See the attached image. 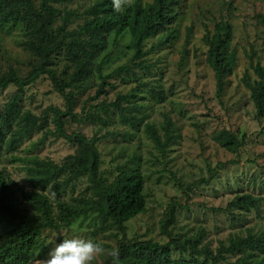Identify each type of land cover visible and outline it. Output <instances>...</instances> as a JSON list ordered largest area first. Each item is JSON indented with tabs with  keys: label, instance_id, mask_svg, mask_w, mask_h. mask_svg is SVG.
<instances>
[{
	"label": "rangeland",
	"instance_id": "1",
	"mask_svg": "<svg viewBox=\"0 0 264 264\" xmlns=\"http://www.w3.org/2000/svg\"><path fill=\"white\" fill-rule=\"evenodd\" d=\"M90 5L89 0L55 4L59 11H74L70 29L83 23L88 17L85 10ZM174 7L178 12L170 25L175 29L174 39L159 45L166 31L152 34L143 46L145 55L137 60L142 64L129 75L110 77L103 93L97 96L102 76L130 63L135 55L129 31L108 35L107 49L94 60L92 72L82 81L66 87V92L75 95L73 111L78 120L68 116L65 126L68 133H81L95 139L101 158L99 168L109 182L123 167L139 168L142 172L146 210L126 223L128 238L168 242L160 221L168 204L177 199L183 207L178 208L176 221L170 226L172 236H202L200 246L207 245L216 251L221 243L228 246L238 236L264 231V115L257 114L250 90L243 81L246 74L251 79L256 78L252 61L264 65V0H176ZM220 20H229L232 24L230 49L236 50L237 59L224 77L223 91L218 93L215 72L207 61L205 34L212 33ZM61 22L62 14H59L55 24ZM28 39L21 22L0 28V76L12 68L20 76L32 71L38 57L27 45ZM51 62L59 80H70L75 65L64 51L54 54ZM101 62L99 71L96 66ZM17 90L14 84L0 89V110ZM132 91L138 97L121 99L122 110L110 107L104 111L99 107L102 101L115 102ZM132 103L141 105V110L130 109ZM19 106L22 113L29 110L35 114L38 122L33 133L17 146L8 147L7 138L4 139L0 171L10 177L21 197V188L30 190L38 186L34 185L29 172V167L36 165L29 161L30 158L62 165L79 146L48 133L54 132L56 125L51 120L52 111H48V118L44 117L46 109L49 106L67 108L64 96L55 89L49 75L44 74L24 87ZM89 112L95 117L88 116ZM122 113L132 114L137 119L129 121ZM166 117L173 121V138L161 150L148 133L147 124L155 125L164 141ZM225 130L243 140L237 152L221 146L220 138ZM214 171L216 177L210 183L194 185L201 178H209ZM179 183L184 187L193 185L189 195ZM88 184L87 178L82 177L64 190L57 192L52 184L44 191L55 206L57 196L67 200L88 196ZM243 193L260 198L258 211L225 209L236 195ZM100 223L96 213L91 212L76 218L67 227L44 229L27 264H40L55 243L73 237L90 239L101 245L102 252L96 254L92 264H112L108 253L118 249L121 235L109 223L104 229H98ZM171 256L176 260L192 259L189 251L176 249ZM241 256L242 253H228L226 260L219 264H235ZM259 259L264 264V250L259 253ZM197 260L199 264H211L204 255L197 256Z\"/></svg>",
	"mask_w": 264,
	"mask_h": 264
},
{
	"label": "trees",
	"instance_id": "2",
	"mask_svg": "<svg viewBox=\"0 0 264 264\" xmlns=\"http://www.w3.org/2000/svg\"><path fill=\"white\" fill-rule=\"evenodd\" d=\"M73 0H0V28L21 22L28 33L27 45L38 57L32 71L27 76H20L12 68L7 74L0 76V89L10 84L18 90L0 110V153L7 138L8 147L17 146L22 139L30 136L38 122V117L31 111L21 112L20 100L24 87L34 83L42 75L50 76L55 89L64 96L66 110L58 106H49L44 116L48 118V111H52L51 120L56 125L54 132L48 133L76 142L79 149L62 164H53L29 159L36 165L29 167L36 188L20 189L11 181L10 177L0 171V264H27L34 248L38 247V240L46 228H63L69 226L76 218L88 213H96L100 218L98 229H104L107 223L115 226L121 235L119 239V264H199L197 256L204 255L211 264H219L226 260V254L242 253L235 264H263L259 253L264 250V231L256 234L249 233L245 237L231 240L227 246L224 243L216 251L207 245H202V236L174 238L170 226L176 221V212L183 205L177 199L168 204L166 213L160 221L162 231L168 236L166 243L153 239H131L127 236L126 223L146 210L144 195L145 178L139 168L123 167L117 176L109 182L100 170V152L95 139H89L81 133H68L65 119L68 116L78 120L74 113L75 95L66 92V87L80 82L92 72L94 60L103 53L108 46V35H121L129 31L133 36L135 48L134 59L119 66L111 74L102 76V82L97 96L101 95L108 85V79L113 75H129L135 67L140 66L138 61L145 55L143 46L146 40L158 30L166 31L158 41L159 45L171 42L175 37V29L170 27L177 18L174 7L176 0H152L143 3L141 0H122L119 11L113 7V0H89L91 5L85 10L88 16L77 28L70 29L69 23L74 11H59L55 4ZM37 2L39 4L37 5ZM62 22L55 24L59 14ZM233 27L229 20L216 22L214 31H207L205 39L208 45L207 61L213 68L217 79V92L224 88V77L229 73L237 59L236 50L230 49ZM64 51L67 59L75 65L70 80H59L56 72L51 68V59L54 54ZM102 63L96 66L101 71ZM256 75L251 79L249 74L243 78L250 90V98L254 103L259 116L264 115V65L259 61L251 62ZM136 75V73H133ZM135 91L128 96H122L117 101L99 104L104 111L114 107L122 110L121 99L137 98ZM142 106L131 104L130 109L141 110ZM88 116H93L90 112ZM127 120L137 119L136 116L122 113ZM143 117V116H142ZM14 124L17 127L14 128ZM164 141L153 124H147V131L157 146L164 150L173 138V121L166 117ZM9 133V137L7 134ZM221 146L237 152L243 144L237 134L225 130L220 138ZM18 159V158H17ZM232 161H227V163ZM226 163V164H227ZM64 176L63 179H59ZM86 177L88 180V196H75L71 199H53L44 190L53 184L58 192L64 190L70 183ZM216 177V171L209 178H201L194 185L210 183ZM183 191L189 195L193 185L179 183ZM38 187V188H37ZM185 205V204H184ZM187 206V205H186ZM250 211L260 209V198L250 193L236 195L225 208ZM173 249L180 252L189 251L192 259H173ZM111 258V257H110ZM112 260V258H111Z\"/></svg>",
	"mask_w": 264,
	"mask_h": 264
},
{
	"label": "clouds",
	"instance_id": "3",
	"mask_svg": "<svg viewBox=\"0 0 264 264\" xmlns=\"http://www.w3.org/2000/svg\"><path fill=\"white\" fill-rule=\"evenodd\" d=\"M121 2L122 0H113L115 10H120ZM101 252V245L93 240L80 237L65 238L49 249L40 264H92L96 254ZM108 255L112 258V264H119L118 249H113Z\"/></svg>",
	"mask_w": 264,
	"mask_h": 264
}]
</instances>
